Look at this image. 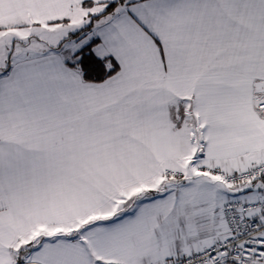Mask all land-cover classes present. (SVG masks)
Wrapping results in <instances>:
<instances>
[{"label":"snow or ice","instance_id":"1","mask_svg":"<svg viewBox=\"0 0 264 264\" xmlns=\"http://www.w3.org/2000/svg\"><path fill=\"white\" fill-rule=\"evenodd\" d=\"M0 264H264V0H0Z\"/></svg>","mask_w":264,"mask_h":264}]
</instances>
